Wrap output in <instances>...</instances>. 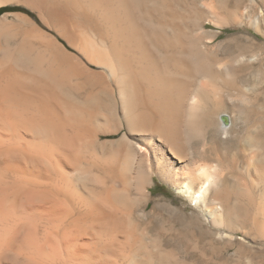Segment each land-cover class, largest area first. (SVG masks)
Listing matches in <instances>:
<instances>
[{"label": "bare ground", "instance_id": "6f19581e", "mask_svg": "<svg viewBox=\"0 0 264 264\" xmlns=\"http://www.w3.org/2000/svg\"><path fill=\"white\" fill-rule=\"evenodd\" d=\"M0 7L17 10L0 30V264H167L154 240L180 228L149 227L164 215L215 235L223 255L226 230L241 226L235 197L219 164L197 158L208 147L223 155L231 139L261 230L264 130L257 111L245 115L257 110L264 65L255 0L217 11L199 0ZM227 29L235 32L215 43ZM154 178L190 206L154 199Z\"/></svg>", "mask_w": 264, "mask_h": 264}, {"label": "rangeland", "instance_id": "374dc122", "mask_svg": "<svg viewBox=\"0 0 264 264\" xmlns=\"http://www.w3.org/2000/svg\"><path fill=\"white\" fill-rule=\"evenodd\" d=\"M211 1H213V4L211 3ZM250 1H253V0H246L247 3ZM225 2H228L229 9H231L232 5L236 2V0H199V3H205V4L208 3V5H211L212 8L214 7L213 5H215V8H213V10L215 11L219 10L217 9V7L218 6L221 7V5H223ZM255 2L257 3L258 10L262 11V13L264 14V0H255ZM7 8L5 9L4 7L2 8L0 7L1 9L0 19L4 15L10 16L7 21H2V23L0 22L1 31H3L6 26H7L6 28H10L9 21L12 20L11 15L12 13L17 12V10L15 11L13 9L12 11V8L10 9L9 7ZM32 14L33 15H31L30 18H32V20H34L35 23L42 30L48 32L49 34H52L51 31L49 30L47 31L46 27L43 25L42 21L39 20L37 15H35L34 13ZM206 30L218 31V29L211 24L206 25ZM234 32L235 31L231 29L223 30L222 33L219 34L218 37L216 38L215 43L225 41L229 37V35H231ZM243 32L245 33H242V34H246L247 32L246 35H249L250 37L252 36L253 38H256L259 42H261L260 41L261 37L258 36V34H256V32H254L253 30H244ZM61 42H63L64 46L67 48L68 51L74 53V51L70 49L63 40H61ZM220 53H221L222 58H226L228 56V53L227 51H225V49H222ZM261 74H262L261 75V91H260L261 93L259 95L258 102L256 103L257 110L252 109L253 110L252 111L251 109H248L246 110L245 115L247 119L248 118L250 119L251 116L255 114V112L257 111L258 113L256 112V116L258 120L260 119L259 123L262 128L261 130H264V65H263ZM233 142L236 143V140L233 141L231 139V142L228 141V143L224 144L225 150H223L224 152L223 155L219 156V153H217L213 148L208 147L205 154L199 155L197 159L203 162L211 163V164L212 163L219 164L220 166L219 175H222L224 173V175L221 177L223 178L222 180L224 181V183L222 182L224 185V188L226 187L227 190L231 189V191L230 190L229 191L231 192L232 196L235 197L233 198L234 200L232 199V203H230V209L231 210L233 209V211L235 209L234 212L238 214V218L241 221V226L240 227L231 226L230 229L226 230L227 238L225 241L226 242L228 241V242L227 244H224L223 246L224 251L222 255L220 254L222 251L219 250L221 248L220 245L222 244L221 241L218 238H216L215 235H211L207 233L208 231H206V229H203L200 225L199 226L195 225L194 227H187L186 225H184V221H183L184 219L182 218L183 217L182 215L176 216L173 219H170L166 215H164L163 217H159L152 225H149L151 230L156 232L159 229V227H161L162 224H165V226L168 227L172 223H173L172 225L177 226L178 230L180 228L179 235H177L174 239L170 240V239H167V237H159L157 240L156 239L154 240L155 244L157 245L159 244L162 246L163 252H165L164 261L167 262V264H222V263L223 264H264V223H263L261 230H257V229H254L253 224L251 222L252 212L254 209L250 206V204L248 205L246 204L248 203L247 196L246 198L243 197L245 196V194L247 195L248 191H250V188L246 180V177L243 176L239 170L237 171L238 173L237 174L235 170L237 168H234V166H237L235 162H238L237 160L238 155H236L237 153L235 150L236 145ZM263 144L264 143H262V145ZM263 146H262V150H263ZM233 162H234V166H232ZM261 162L264 165V155L262 157ZM237 181H238V184L236 183ZM239 182L242 184L241 185L242 187H237V186H240ZM153 183H154V186L150 189V192L154 199L163 198L164 200H167L169 203H171L173 206L182 208V209L185 208L186 205L190 206V203H188V201H185L184 199L177 197L175 192L171 190L170 187L163 184L158 178H154ZM234 185L236 186L234 187ZM243 187L245 188V190H247L246 192L244 191ZM233 191L236 194H234ZM239 192H241L242 194L244 193V195H242ZM239 194L241 195L239 196ZM237 197L239 201L235 200L237 199ZM232 204L236 205V206L233 205L235 206V208L232 206ZM150 207H152V204H150L149 208ZM191 207H194V205L191 204ZM185 210L189 211V209H185ZM163 220H166V221L163 222ZM143 226H146V224H143ZM185 228H189V229H185ZM186 230H188L189 232ZM209 239H212V240L209 241ZM167 256H170V257L168 258Z\"/></svg>", "mask_w": 264, "mask_h": 264}, {"label": "water", "instance_id": "95a60500", "mask_svg": "<svg viewBox=\"0 0 264 264\" xmlns=\"http://www.w3.org/2000/svg\"><path fill=\"white\" fill-rule=\"evenodd\" d=\"M223 121V120H222ZM225 123V120L223 121Z\"/></svg>", "mask_w": 264, "mask_h": 264}]
</instances>
